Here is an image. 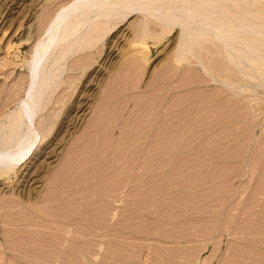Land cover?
Segmentation results:
<instances>
[{"label": "rangeland", "instance_id": "obj_1", "mask_svg": "<svg viewBox=\"0 0 264 264\" xmlns=\"http://www.w3.org/2000/svg\"><path fill=\"white\" fill-rule=\"evenodd\" d=\"M137 1L69 57L43 143L0 177V264H264V0ZM70 2L0 0V141Z\"/></svg>", "mask_w": 264, "mask_h": 264}, {"label": "bare ground", "instance_id": "obj_2", "mask_svg": "<svg viewBox=\"0 0 264 264\" xmlns=\"http://www.w3.org/2000/svg\"><path fill=\"white\" fill-rule=\"evenodd\" d=\"M154 1L155 0H153V2ZM214 1L215 0H212V2ZM66 4L68 5H63L58 11L56 10L57 12L54 14V16L52 15L53 17L48 22V25L45 26L46 28L44 33H42L43 35H40V38L34 44L31 58L28 61V87H25L27 89H24V94H21V97L19 96L20 98L17 102L18 111L10 117L8 124L5 126L4 138L0 141V177L6 176L9 173L15 171L22 164H26L29 160H31L40 143H43L42 141L46 134L41 128L42 124L40 123L41 125L39 127L37 125L39 123H37L35 118L51 101L53 87L57 83V80H60L61 76L68 68L67 65L69 64H67V61L69 57L77 52H90L95 47V45H97L98 42H100V40L117 25L118 22L116 25L115 23L113 25L111 22V15L115 12L119 13L120 7L126 10V13L123 15V17L141 8L138 5L141 3L137 0H71L70 4ZM149 4L152 5L150 2H148V6H145L142 9H149ZM153 6H155L154 3L152 7ZM152 10L156 9L152 8ZM201 11H197L199 13H195L196 11L192 12V14H190V18L201 17L203 20L204 15H202L203 13L201 14ZM194 13L195 15H193ZM208 15L210 16V14ZM176 18L172 19L174 20ZM207 19H209V17ZM211 20H213V18H211ZM221 23L223 22L220 21V24L214 23L216 25H212L220 31V29H222ZM209 24H207V26ZM240 24H242V22ZM236 26L237 24L234 27ZM223 27L225 26L223 25ZM236 28L238 29V27ZM218 36L222 37L221 33ZM236 37H234V39H238ZM238 37L240 41L242 32L241 36ZM234 42H232V44H234ZM236 47L238 48H234L237 50H241L242 48L241 46L239 47L238 43ZM240 53H242V50ZM254 59L256 60L254 57L252 61H254ZM234 61L237 62V60ZM67 70H71V67L69 66V69ZM46 91H48V99H46L44 102ZM18 211L21 210L18 209ZM1 258L2 257H0V259Z\"/></svg>", "mask_w": 264, "mask_h": 264}]
</instances>
